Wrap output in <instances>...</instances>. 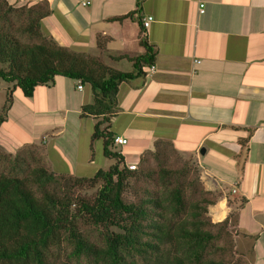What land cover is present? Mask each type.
<instances>
[{"label":"crops","instance_id":"crops-1","mask_svg":"<svg viewBox=\"0 0 264 264\" xmlns=\"http://www.w3.org/2000/svg\"><path fill=\"white\" fill-rule=\"evenodd\" d=\"M7 1L46 3L49 13L41 23L49 37L120 71L132 70L126 57L144 53L140 39L153 47L154 71L145 73L144 65L142 75L118 85L119 111L109 130L126 142L110 150L120 153L125 165L136 164L156 141H166L191 158L213 195L211 221L229 217L236 246L248 248V263L264 264V0H89L86 6L82 0ZM146 15L153 19L144 29ZM76 84L56 75L23 101L63 112L66 121L68 113H78L92 99L88 84L81 89ZM58 92L64 99L59 107ZM13 98L21 115L28 114L29 107ZM9 113L0 125V147L6 152L34 146L55 173L91 176L101 168L89 149L91 134L76 160L75 150L65 152L53 142L65 128L48 134L43 124L15 126L16 135L6 127ZM95 141L101 155V140Z\"/></svg>","mask_w":264,"mask_h":264},{"label":"trees","instance_id":"trees-1","mask_svg":"<svg viewBox=\"0 0 264 264\" xmlns=\"http://www.w3.org/2000/svg\"><path fill=\"white\" fill-rule=\"evenodd\" d=\"M48 13L46 3L0 0V79L24 97L56 75L88 84L92 99L80 116L95 119L90 148L100 139L102 154L115 161L91 176L66 175L52 171L30 146L14 153L0 147V264H233L228 218L202 219L213 200L196 198L208 193L199 174L189 178L185 165H166L167 153H178L170 143L156 141L134 169L110 150L118 85L143 74L142 66L153 63V47L140 39L144 53L126 57L132 70L120 71L58 45L41 23ZM10 102L11 90L0 125ZM84 186L94 188L91 198L74 195Z\"/></svg>","mask_w":264,"mask_h":264},{"label":"rangeland","instance_id":"rangeland-1","mask_svg":"<svg viewBox=\"0 0 264 264\" xmlns=\"http://www.w3.org/2000/svg\"><path fill=\"white\" fill-rule=\"evenodd\" d=\"M13 83H8L5 81H2L0 79V108L1 106L5 103V99H6V93L7 91L11 90V102L9 103V117L7 119L6 122V127L7 128H14V131L16 133V135H19L20 130L15 128V126H17L18 128H24V127H29V126H34L35 125H40L43 124L41 127L48 129V134L53 130L55 133L56 131H58L61 128H65V131H63L62 134H60L59 136L54 137V143L57 145H60L61 148H64L68 151L65 152H69V151H73L74 152V156L76 158V160L80 158V155L82 156L83 151H81L84 147V145L88 144L90 142V138L89 135L92 133V129H93V125L95 123V119H91V118H83L80 116V111L78 113L72 111V113H68L65 116L66 121L63 120V117L65 114H63V112H58V110H52L49 109L47 110L45 106L40 105V104H34L33 102L28 103L27 101H23L25 100L22 96V94L20 95L19 92V88L17 86L14 87L13 89ZM85 89H89V87L85 86ZM91 90V88H90ZM16 96V98H18V103L21 104V102L23 101L24 105L29 107L28 110V114L27 113H20V109H19V105L14 101H12L13 96ZM64 102V99L61 95L60 92L57 93V99H56V105L59 107L61 103ZM90 102V101H89ZM12 105V107H11ZM11 107V108H10ZM73 109V107H72ZM75 109V108H74ZM22 121L20 122L21 126L19 125V119L18 116ZM19 124V125H18ZM23 134V133H22ZM91 136V135H90ZM49 139V137H45L44 140ZM41 140L38 141V144H41ZM44 144V143H43ZM54 144V145H55ZM91 144V142H90ZM98 141H93V150L90 149V152H93L92 154H94V159L98 162V164L100 165V167L102 169H106L108 168L111 164L114 163V158H110V157H106L103 154L99 155L97 153V151L94 149L97 147ZM28 146V145H26ZM25 146V147H26ZM29 147V146H28ZM30 148L35 149L34 146H30ZM40 151L41 150V145L38 148ZM168 155V159L166 161V165L168 167H173V166H181V165H185L186 167H188L190 169V173H189V178H195L196 175L199 174V170L197 168V166L195 165V163L193 162V160L191 158H186V157H182L179 153H174L169 151L167 153ZM101 160V161H100ZM78 167L80 168V165L78 163ZM196 169V170H195ZM55 172V171H54ZM60 174H62L61 172H59ZM69 173H66V175H68ZM79 175L76 176H84V174L86 173H78ZM200 176V175H199ZM200 180V177H199ZM201 182V180H200ZM202 184V182H201ZM202 188H204L203 184L201 185ZM200 187V185H199ZM94 194V188H87V186L81 187V188H75L74 189V195H80L83 196L85 198H91ZM188 194V193H187ZM199 196L197 195V199L199 198H205L204 200H211L213 198V195H211V193H207L204 194L199 193ZM125 197L127 199H130L132 197V193L128 190L125 193ZM186 198H188V200H192L189 198V194L186 196ZM193 198V199H196ZM203 202V201H202ZM204 203V202H203ZM200 204L201 201H200ZM209 215H208V207H207V213H204V211L202 212V219H208ZM228 218V228L229 227V217ZM210 219V217H209ZM211 220V219H210ZM213 222V221H212ZM209 229H211L212 231H214L216 228L210 227ZM230 230V234H231V238H232V245H233V250L231 253V257H229V259L231 260V262L233 264H249L247 257H248V248H244V247H238L236 246L235 242H234V232L233 230ZM219 243H223L222 241H219ZM220 258V257H217Z\"/></svg>","mask_w":264,"mask_h":264},{"label":"built area","instance_id":"built-area-1","mask_svg":"<svg viewBox=\"0 0 264 264\" xmlns=\"http://www.w3.org/2000/svg\"><path fill=\"white\" fill-rule=\"evenodd\" d=\"M81 4L86 6L89 4V0H82L81 1ZM198 11L201 13L203 11V3H200L199 4V7H198ZM153 17L151 15H146L144 18H142L141 20V25L144 29H146L150 22L152 21ZM143 71H145V73H151L154 71V65L153 64H150V65H147L145 67H143ZM76 87L78 89H81V84L80 83H77ZM113 142L115 144H124L126 142V139L123 138L122 136H114L113 138ZM127 168L129 169H134L135 168V164H128L126 165Z\"/></svg>","mask_w":264,"mask_h":264}]
</instances>
